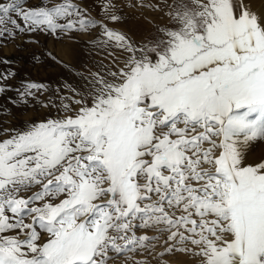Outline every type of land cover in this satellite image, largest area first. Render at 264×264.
<instances>
[{
    "label": "snow or ice",
    "instance_id": "snow-or-ice-1",
    "mask_svg": "<svg viewBox=\"0 0 264 264\" xmlns=\"http://www.w3.org/2000/svg\"><path fill=\"white\" fill-rule=\"evenodd\" d=\"M119 4L98 21L82 0H0V44L95 32L108 60L48 103L0 86L55 109L0 128V264H264V6L134 0L160 20L137 42L110 26Z\"/></svg>",
    "mask_w": 264,
    "mask_h": 264
},
{
    "label": "rangeland",
    "instance_id": "rangeland-1",
    "mask_svg": "<svg viewBox=\"0 0 264 264\" xmlns=\"http://www.w3.org/2000/svg\"><path fill=\"white\" fill-rule=\"evenodd\" d=\"M254 1L257 8L264 6L261 0ZM133 2L134 0H120L118 14L122 20L110 26L137 42H142L155 33L156 25L160 23L159 14L132 7ZM102 3L103 0H82V6L89 8L92 16L98 21L104 16ZM95 37L96 33L93 32L91 36L76 35L73 41L67 39L56 41L50 36L41 34L23 38V40L38 41L36 44L23 43V40L19 38L6 45L0 44V75L8 72L15 73V76H10L7 82L0 81V86L6 84L8 88L15 89L22 88L28 82L39 83L49 88V91L43 95L38 94L37 98L44 103H48L49 97L56 100V88L62 87L65 82L78 84L81 82L79 73L87 74L88 70L97 71L102 60L105 64L108 63L104 54L92 47ZM47 52L56 55L61 63L48 59ZM35 57H40V60L37 61ZM5 60L11 63H4ZM64 94L67 95V93ZM10 98L18 99L14 91L0 94V128L20 127L25 121L55 114V109L41 108L35 99H31L28 106H14L10 103ZM255 143L257 146L254 145V153H248L249 161L253 154L264 153V142ZM165 259L167 264H192L190 257L180 253L167 256Z\"/></svg>",
    "mask_w": 264,
    "mask_h": 264
},
{
    "label": "bare ground",
    "instance_id": "bare-ground-1",
    "mask_svg": "<svg viewBox=\"0 0 264 264\" xmlns=\"http://www.w3.org/2000/svg\"><path fill=\"white\" fill-rule=\"evenodd\" d=\"M255 2V1H254ZM255 6H256V4H255ZM256 144V143H255ZM255 144H253L252 146H251V148H250V150H249V153L251 154L252 152L254 153V148H255V146H257V145H255ZM255 145V146H254ZM258 148H259V146H258ZM257 148V149H258ZM262 151V150H261ZM258 152V151H257ZM249 154V155H250ZM264 155V153H261V152H258L257 154H253V157L255 156V158H253L252 157V159H250V161H255V160H258L257 158H259V157H261V156H263Z\"/></svg>",
    "mask_w": 264,
    "mask_h": 264
}]
</instances>
